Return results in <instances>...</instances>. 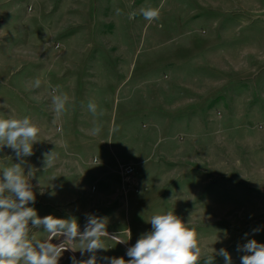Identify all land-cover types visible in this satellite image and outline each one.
<instances>
[{"label": "rangeland", "instance_id": "obj_1", "mask_svg": "<svg viewBox=\"0 0 264 264\" xmlns=\"http://www.w3.org/2000/svg\"><path fill=\"white\" fill-rule=\"evenodd\" d=\"M54 97L66 98L59 112ZM10 116L40 129L24 158L39 217L75 218L83 232L96 216L110 236L131 233L105 239L97 264L129 260L168 211L212 264H225L222 248L241 264L238 248L264 244V0H0V117ZM19 162L0 149V169ZM72 255L90 257L69 250L58 264Z\"/></svg>", "mask_w": 264, "mask_h": 264}, {"label": "clouds", "instance_id": "obj_2", "mask_svg": "<svg viewBox=\"0 0 264 264\" xmlns=\"http://www.w3.org/2000/svg\"><path fill=\"white\" fill-rule=\"evenodd\" d=\"M141 14L148 21L159 19L158 9H141ZM36 83L38 85L39 81ZM65 99L53 98L55 111L64 108ZM88 107L95 112L93 103L90 102ZM98 132L99 128L93 129L94 134ZM39 135V127L29 117H0V149L11 148L20 161L0 169V264H58L63 253L69 250H79L81 255L90 254L87 260H77L73 256L72 264H97L96 253L108 249L105 239L125 243L131 233L128 231L127 240L116 234L110 236L107 219L96 216H89L84 231L80 232L75 218L63 219L53 215L41 218L35 208L28 206L35 202L36 196L29 182L32 170L25 172L24 158L33 154L34 144L40 142ZM49 156L46 154L45 167L50 164ZM149 223L152 231L143 234L127 250L130 259L111 257L107 258L109 264H200L201 260L212 264L213 256L211 259L202 258L196 231L175 212L153 215ZM41 226L47 233L46 238L43 241L30 238V229ZM61 237L59 243L51 242ZM238 250L247 253L240 258L241 264H264V244L255 239ZM216 254L224 257L225 264H232L227 250L222 248Z\"/></svg>", "mask_w": 264, "mask_h": 264}, {"label": "built area", "instance_id": "obj_3", "mask_svg": "<svg viewBox=\"0 0 264 264\" xmlns=\"http://www.w3.org/2000/svg\"><path fill=\"white\" fill-rule=\"evenodd\" d=\"M122 177L128 186H132L134 180V169L129 166H123L121 168Z\"/></svg>", "mask_w": 264, "mask_h": 264}, {"label": "bare ground", "instance_id": "obj_4", "mask_svg": "<svg viewBox=\"0 0 264 264\" xmlns=\"http://www.w3.org/2000/svg\"><path fill=\"white\" fill-rule=\"evenodd\" d=\"M72 254V253H71ZM73 256V255H72Z\"/></svg>", "mask_w": 264, "mask_h": 264}]
</instances>
